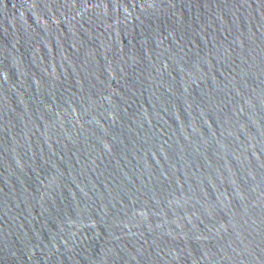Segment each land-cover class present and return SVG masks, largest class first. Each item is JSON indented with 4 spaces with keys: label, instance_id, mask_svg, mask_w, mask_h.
I'll list each match as a JSON object with an SVG mask.
<instances>
[{
    "label": "water",
    "instance_id": "obj_1",
    "mask_svg": "<svg viewBox=\"0 0 264 264\" xmlns=\"http://www.w3.org/2000/svg\"><path fill=\"white\" fill-rule=\"evenodd\" d=\"M0 264H264V0H0Z\"/></svg>",
    "mask_w": 264,
    "mask_h": 264
}]
</instances>
